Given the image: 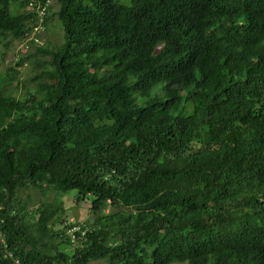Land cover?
<instances>
[{"label":"trees","instance_id":"obj_1","mask_svg":"<svg viewBox=\"0 0 264 264\" xmlns=\"http://www.w3.org/2000/svg\"><path fill=\"white\" fill-rule=\"evenodd\" d=\"M53 1L0 0L50 56L0 74V264H264V0H56L51 50Z\"/></svg>","mask_w":264,"mask_h":264},{"label":"rangeland","instance_id":"obj_2","mask_svg":"<svg viewBox=\"0 0 264 264\" xmlns=\"http://www.w3.org/2000/svg\"><path fill=\"white\" fill-rule=\"evenodd\" d=\"M122 2H127L128 0H121ZM59 4L56 0L52 4V14L53 20L48 21V28L38 31V34H41L43 43L48 46V49H53L56 45H60L63 42L64 29L61 22L58 20L56 12L58 11ZM4 40L0 43V74H5L9 71V68H16L19 72L16 74L17 77L13 82L5 84L7 90L9 89L12 94H15L17 97H25L29 91H33L37 88L38 84L43 82V79H35L41 71L46 68L45 66H40V62H45L49 60L50 56L46 54H40L36 59H32V64L30 62L26 63L24 66L20 67L17 65V60L20 54H26L29 50V45L27 41H9ZM32 50V49H31ZM76 192L72 191L63 196L64 206L66 211L63 215V219L70 222L76 221L77 219H91L90 212V202L89 201H77ZM24 193L23 196H25ZM50 198H53V193H48ZM34 197L37 201L40 199H46L43 195ZM64 225L57 223L55 229H62ZM90 264H106L103 260H95ZM180 264V263H174Z\"/></svg>","mask_w":264,"mask_h":264},{"label":"built area","instance_id":"obj_3","mask_svg":"<svg viewBox=\"0 0 264 264\" xmlns=\"http://www.w3.org/2000/svg\"><path fill=\"white\" fill-rule=\"evenodd\" d=\"M0 220L4 222V219L1 218V213H0ZM3 241H4V239H3ZM17 262H18V260H17Z\"/></svg>","mask_w":264,"mask_h":264}]
</instances>
